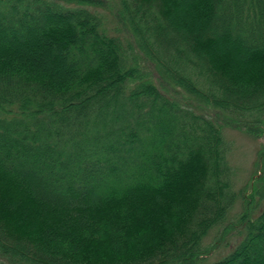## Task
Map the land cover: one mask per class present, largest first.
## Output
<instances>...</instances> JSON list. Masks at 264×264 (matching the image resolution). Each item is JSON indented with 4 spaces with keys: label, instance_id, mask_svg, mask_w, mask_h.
Here are the masks:
<instances>
[{
    "label": "trees",
    "instance_id": "obj_1",
    "mask_svg": "<svg viewBox=\"0 0 264 264\" xmlns=\"http://www.w3.org/2000/svg\"><path fill=\"white\" fill-rule=\"evenodd\" d=\"M116 1L123 37L105 0H0V264H264V203L201 245L240 194L223 127L260 132L264 0Z\"/></svg>",
    "mask_w": 264,
    "mask_h": 264
},
{
    "label": "rangeland",
    "instance_id": "obj_2",
    "mask_svg": "<svg viewBox=\"0 0 264 264\" xmlns=\"http://www.w3.org/2000/svg\"><path fill=\"white\" fill-rule=\"evenodd\" d=\"M103 6L94 7L102 19L107 32L123 37V32L114 16L118 8L116 0H105ZM259 134L247 133L242 127L232 124L223 127V138L226 142V157L232 168L231 186L234 191L242 194L236 197L226 220L213 228L203 237L201 245L208 249L203 263L210 262L226 254L242 237V225L237 222L244 201H249L250 211L257 212L264 203V114L259 117Z\"/></svg>",
    "mask_w": 264,
    "mask_h": 264
}]
</instances>
